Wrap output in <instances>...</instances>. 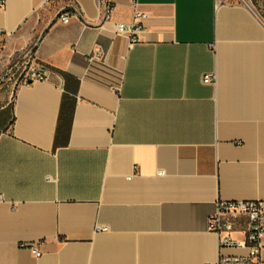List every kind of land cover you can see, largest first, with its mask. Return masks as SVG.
Returning <instances> with one entry per match:
<instances>
[{
	"label": "crops",
	"instance_id": "obj_1",
	"mask_svg": "<svg viewBox=\"0 0 264 264\" xmlns=\"http://www.w3.org/2000/svg\"><path fill=\"white\" fill-rule=\"evenodd\" d=\"M103 1L0 7L3 75L22 52L47 74L0 82V264L244 252L220 249L208 218L218 201H264V0H106L108 19ZM135 9L147 17L132 42L117 24ZM223 219L245 235L246 215ZM38 240L40 257L20 246Z\"/></svg>",
	"mask_w": 264,
	"mask_h": 264
},
{
	"label": "built area",
	"instance_id": "obj_2",
	"mask_svg": "<svg viewBox=\"0 0 264 264\" xmlns=\"http://www.w3.org/2000/svg\"><path fill=\"white\" fill-rule=\"evenodd\" d=\"M248 6L252 5L251 0H239ZM227 0H216L217 4L225 3ZM5 0H0V7H3ZM72 7V6H71ZM75 12L77 8L72 7ZM112 7L104 0L103 1V16L108 19L111 15ZM72 14L68 11L61 12L57 20L63 23H68ZM147 17L145 12L137 9L133 12V23L117 24V33L132 36V42L136 40L133 34L141 28L139 21ZM16 78L17 83H28V81H45L47 74L43 67L37 65H27L24 59L14 61L6 73L2 76L1 81L10 78ZM214 81V76L205 74L203 82L209 83ZM49 178V177H48ZM228 214H244L248 217V229L243 237L234 236L235 227L231 221H225L223 218ZM107 230V227H96V230ZM208 230L216 233L219 236L220 249L224 248H243L245 251L238 254L221 253L218 261L215 264H264V259L261 255L262 243L264 237V201L263 200H235V201H218L216 210L208 218ZM42 241H33L22 243L20 246L29 248L36 257L42 255Z\"/></svg>",
	"mask_w": 264,
	"mask_h": 264
},
{
	"label": "rangeland",
	"instance_id": "obj_3",
	"mask_svg": "<svg viewBox=\"0 0 264 264\" xmlns=\"http://www.w3.org/2000/svg\"><path fill=\"white\" fill-rule=\"evenodd\" d=\"M255 5H256V7L258 8L260 14L264 17V2H263V1L255 2ZM24 54H25V53L22 52V54H21V56H20V57H22V59L24 58ZM2 68H3V67L0 66V82H1V78H2V76H3V71H1Z\"/></svg>",
	"mask_w": 264,
	"mask_h": 264
},
{
	"label": "water",
	"instance_id": "obj_4",
	"mask_svg": "<svg viewBox=\"0 0 264 264\" xmlns=\"http://www.w3.org/2000/svg\"><path fill=\"white\" fill-rule=\"evenodd\" d=\"M32 81H28V83H31Z\"/></svg>",
	"mask_w": 264,
	"mask_h": 264
}]
</instances>
